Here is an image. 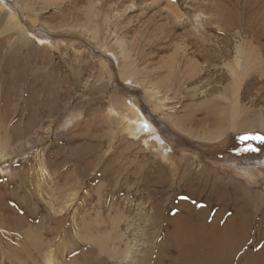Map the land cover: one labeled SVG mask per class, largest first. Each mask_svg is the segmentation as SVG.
I'll return each mask as SVG.
<instances>
[{"label": "rangeland", "instance_id": "obj_1", "mask_svg": "<svg viewBox=\"0 0 264 264\" xmlns=\"http://www.w3.org/2000/svg\"><path fill=\"white\" fill-rule=\"evenodd\" d=\"M122 99L153 117L168 160L125 137L109 112L126 109ZM183 115L189 135L174 120ZM216 132L220 139L205 140ZM261 138L264 0L0 1V264H186L161 245L166 220L179 203L204 208L207 200L213 216L236 193L190 185L199 164L264 191ZM248 198H256L246 215L255 212L258 237L264 192Z\"/></svg>", "mask_w": 264, "mask_h": 264}, {"label": "bare ground", "instance_id": "obj_2", "mask_svg": "<svg viewBox=\"0 0 264 264\" xmlns=\"http://www.w3.org/2000/svg\"><path fill=\"white\" fill-rule=\"evenodd\" d=\"M1 1V0H0ZM78 2V1H77ZM91 3V2H90ZM227 11V10H226ZM227 13V12H226ZM236 14V13H235ZM241 14V13H240ZM233 16V15H232ZM262 16V15H261ZM260 16V17H261ZM205 18V17H204ZM210 18V17H209ZM228 20V19H227ZM12 22V21H11ZM13 23V22H12ZM100 28V27H99ZM20 32V31H19ZM244 32V31H243ZM24 36V35H23ZM94 41V40H93ZM88 48V47H87ZM254 48V47H253ZM99 53V52H98ZM248 54V53H247ZM2 55V54H1ZM251 55V54H250ZM252 56V55H251ZM115 59V58H113ZM191 59V58H190ZM194 59V58H193ZM241 59V58H240ZM188 60V59H187ZM196 61V60H195ZM113 62V61H112ZM196 63V62H195ZM194 62H191L192 65H195L196 69L198 68ZM242 63V62H241ZM252 63V62H251ZM250 63V64H251ZM198 64V63H197ZM103 65V64H102ZM191 65V66H192ZM243 65V64H242ZM113 66V65H112ZM190 66V67H191ZM128 67V66H127ZM251 68V67H249ZM194 69V68H193ZM192 70V68H191ZM242 73V72H241ZM117 74V73H116ZM253 74V73H252ZM256 74V73H255ZM259 75V74H258ZM243 78V77H242ZM259 78V77H258ZM110 83V82H109ZM118 89V88H117ZM114 91V90H112ZM149 91V90H148ZM144 92V91H143ZM147 92V91H146ZM126 95V94H125ZM155 96V95H154ZM224 96V95H223ZM128 97V95H127ZM153 97V96H152ZM126 98V97H125ZM31 99V98H30ZM164 99V98H163ZM162 99V100H163ZM123 100V99H122ZM7 101V100H6ZM32 102V101H31ZM158 102V100H157ZM122 105H124L123 109L121 106V109L119 108V111L110 108L109 112H111V115H117V120L120 124L124 125L125 127V133L127 134V138L135 139V141H141L144 147L150 150H154L155 153H158V156L163 161H166L169 159L168 153L170 152V148L167 147V144L160 139V137L156 134L157 130L155 132V122L153 117H148V115H142L139 111L138 106L135 104V100H129L127 103V100H123ZM33 104V103H32ZM31 104V105H32ZM6 106V105H5ZM36 106V105H35ZM187 107V106H186ZM116 108V106H115ZM5 110V108H4ZM188 110V109H187ZM213 111V110H212ZM55 113V111H54ZM64 113V112H63ZM185 115V114H184ZM182 118H174L176 123L180 124V129L188 135L190 132H193L194 130L189 127V120L190 117L184 116ZM56 116V114H55ZM171 117V116H169ZM52 118V117H51ZM94 118V117H93ZM152 118V120L150 119ZM193 118V117H192ZM88 119V118H87ZM112 119V117H111ZM110 119V120H111ZM169 119V118H168ZM43 120V119H42ZM170 120V119H169ZM193 120V119H192ZM196 120V119H195ZM240 120V119H239ZM40 121V120H39ZM115 121V120H114ZM113 121V122H114ZM237 121V120H236ZM68 122V121H67ZM172 122V121H171ZM189 122V123H188ZM198 122V121H197ZM234 122V121H233ZM34 123V122H33ZM42 123V122H41ZM117 123V122H116ZM170 123V122H169ZM243 123V122H242ZM240 123V124H242ZM50 124V123H49ZM53 124V123H52ZM64 124V123H63ZM80 124V123H79ZM92 124V123H91ZM152 125L153 127H151ZM234 125V124H233ZM243 125V124H242ZM88 126V125H87ZM92 126V125H91ZM202 126V125H201ZM246 126V123L243 125V127ZM35 128V127H34ZM101 128V127H100ZM91 130V129H90ZM203 130V127H201V131ZM241 130V129H240ZM239 130V131H240ZM170 132L169 130H167ZM180 131V132H181ZM197 132V131H196ZM195 132V133H196ZM241 132H244V128L241 130ZM246 132V131H245ZM95 133V132H94ZM151 133L154 137L153 140H156V143L147 141L148 134ZM160 133V132H159ZM204 133H206L204 131ZM208 133V132H207ZM219 133H221V129H219ZM216 132L219 136L216 135L215 138H207L206 141H216L217 139H220L222 134L220 135ZM112 134V133H111ZM96 135V134H95ZM101 135V134H100ZM206 136H209V134H205ZM212 136H214L211 133ZM210 135V136H211ZM98 136V135H97ZM116 135L113 134V137ZM100 137V136H99ZM122 137V136H121ZM109 138V137H108ZM124 138V137H123ZM110 139V138H109ZM198 139V138H197ZM26 140V139H25ZM86 140V139H85ZM112 140V139H111ZM119 140V139H117ZM106 142V141H105ZM118 142V141H117ZM29 143V142H28ZM126 143V142H125ZM139 143V142H138ZM6 144V143H5ZM117 144V143H116ZM119 144V143H118ZM135 144V143H134ZM130 145V143H129ZM128 145V146H129ZM142 145V144H141ZM98 147V146H97ZM95 147H91V150H94ZM127 148V147H126ZM13 149V148H12ZM173 149V148H172ZM21 150V149H20ZM90 150V149H89ZM14 151V150H13ZM17 151V150H16ZM110 151V150H109ZM123 151V150H121ZM125 151V150H124ZM128 151V150H127ZM169 151V152H168ZM21 152V151H20ZM103 152V151H102ZM15 153V152H14ZM120 153V152H119ZM123 153V152H122ZM121 153V154H122ZM149 153V152H148ZM154 153V152H153ZM152 153V154H153ZM172 153V152H171ZM17 154V153H16ZM107 154V153H106ZM151 154V153H150ZM185 154V153H184ZM91 155V154H90ZM130 155V154H129ZM1 156V155H0ZM121 156V155H120ZM147 156V155H146ZM171 156V155H170ZM87 157V156H86ZM146 158V157H145ZM155 158V157H154ZM197 158V159H195ZM10 159V158H9ZM84 159V158H83ZM97 159V158H96ZM143 159V158H142ZM191 159V158H190ZM195 160L202 161V158H199L197 155L194 157ZM41 160V159H39ZM56 160V159H55ZM85 160V159H84ZM89 160V159H88ZM99 160V159H98ZM119 160V159H118ZM127 160V159H126ZM129 160V159H128ZM127 160V161H128ZM150 160V159H149ZM172 160V159H171ZM183 158L180 161H184ZM122 161V160H121ZM132 161V160H131ZM130 161V162H131ZM136 161V160H135ZM134 161V162H135ZM145 161V160H144ZM160 161V160H159ZM158 161V162H159ZM170 161V160H169ZM49 162V161H48ZM52 162V161H50ZM49 162V163H50ZM90 162V161H89ZM92 162V161H91ZM115 162V161H114ZM129 162V161H128ZM53 163V162H52ZM116 163V162H115ZM114 163V164H115ZM132 163V162H131ZM142 163V162H141ZM169 163V162H168ZM205 163V162H203ZM217 163V162H216ZM1 164V162H0ZM66 164V163H65ZM149 164V163H146ZM165 164V163H164ZM171 164V161H170ZM186 166L184 167V171H191L193 168L191 167L192 164H190L188 161H186ZM228 164V163H227ZM226 166H234L238 171H242L250 166H254L253 168L257 169L255 165L252 163H244L243 165H236V163H230ZM122 165V164H121ZM137 165V164H136ZM163 165V164H162ZM219 165V164H218ZM221 165V164H220ZM111 166V165H110ZM113 166V165H112ZM120 166V165H119ZM144 166V165H143ZM264 166V165H263ZM47 167V166H46ZM58 167V166H57ZM73 167V166H72ZM105 167V166H104ZM132 167V166H131ZM164 167V166H163ZM169 167V166H168ZM200 167V173L195 174V177H193L190 182V185H201L203 193L206 191V189L211 185L213 189H220V192H222L223 195L228 194V190H233V187L236 190V193H234L233 198L231 199V203H228V199L223 197L221 200L220 206L214 212L213 216H210L209 207H210V201H206L204 208H199V204L194 205L191 207L188 204L185 203H179V210L178 213L175 214V216L169 221L166 225L170 226L168 230L165 229V234L162 239V247L167 246V249L172 250L174 253H177L179 251L182 252L183 256L188 259L186 264H264V248L258 247L256 245H260L263 243L264 245V213L262 215V218L258 219V227H257V234L260 236L252 237L251 236V225L253 223L254 214L251 212L247 213L246 215V208H251L252 202L255 199H251L248 197H251L252 195H261L264 191L263 189L253 188L249 185V183L246 184L244 187L242 184H240L236 180H232L228 178V180H223L221 177L214 176L211 169L207 168L206 166H203V164H199ZM226 167V168H227ZM262 167V166H261ZM61 168V167H60ZM112 168V167H111ZM121 168V166L119 167ZM123 168V167H122ZM138 168V166H137ZM192 168V169H191ZM62 169V168H61ZM141 169V168H140ZM201 169L203 170L201 172ZM60 170V169H59ZM144 170V169H143ZM147 170V169H146ZM174 170V169H173ZM171 169V171H173ZM234 170V169H233ZM249 170V169H248ZM247 170V171H248ZM56 171V170H55ZM113 171V170H112ZM235 171V170H234ZM254 171V170H253ZM253 171L249 170V173L252 175ZM117 172V171H116ZM184 172V173H185ZM244 172V171H243ZM14 173V172H13ZM57 173V172H56ZM140 172L137 174L139 175ZM246 173V170H245ZM264 173V172H263ZM65 174V173H64ZM144 174V173H143ZM203 177L201 178V176ZM145 176V175H144ZM245 176V175H244ZM254 176V175H253ZM262 176V175H261ZM109 177V176H108ZM138 177V176H137ZM68 178V177H67ZM174 178V177H173ZM232 178V176H231ZM234 178V177H233ZM254 178V177H253ZM262 178V177H261ZM235 179V178H234ZM85 180V179H84ZM252 180V179H251ZM111 181V180H110ZM138 181V180H137ZM141 181V180H140ZM136 182V181H135ZM248 182V181H247ZM250 182V181H249ZM252 182V181H251ZM263 181L261 180V183ZM69 183V182H68ZM246 183V182H245ZM253 183V182H252ZM142 184V183H141ZM254 184V183H253ZM68 185V184H67ZM136 185V183H135ZM255 185V184H254ZM50 186V185H49ZM63 186V185H62ZM65 186V185H64ZM129 186V185H128ZM258 186V184H257ZM68 187V186H67ZM136 187V186H135ZM228 187V188H227ZM58 188V187H57ZM63 189V188H62ZM65 189V188H64ZM135 189V188H134ZM201 190V191H202ZM231 190V191H232ZM233 190V192H235ZM99 191V190H98ZM100 192V191H99ZM96 194V192H95ZM99 195V194H98ZM97 195V196H98ZM200 198V197H198ZM113 199V198H112ZM127 200V199H126ZM47 201V200H46ZM51 201V200H50ZM67 201V200H66ZM259 201V200H258ZM50 203V202H49ZM48 203V204H49ZM159 203V202H158ZM157 203V205H158ZM261 203V202H260ZM55 204V203H53ZM113 204V203H112ZM162 204V203H161ZM47 205V204H46ZM50 205V204H49ZM111 205V204H109ZM124 205V204H123ZM142 205V204H141ZM71 206V205H70ZM146 206V205H145ZM217 206V205H216ZM3 207V206H2ZM61 207V206H60ZM113 207V206H112ZM161 207V206H160ZM70 208V207H69ZM68 208V209H69ZM162 208V207H161ZM45 209V208H43ZM61 209V208H60ZM59 209V210H60ZM64 209V207H63ZM9 210V209H8ZM11 210V209H10ZM62 210V209H61ZM150 210V209H149ZM44 211V210H43ZM64 211V210H62ZM116 211V210H115ZM119 211V210H118ZM121 211V210H120ZM9 212V211H8ZM13 212V211H12ZM32 212V211H31ZM35 212V209H34ZM46 212V211H45ZM56 212V211H55ZM54 212V213H55ZM66 212V211H65ZM112 212V211H111ZM48 213V212H47ZM116 213V212H115ZM53 214V213H52ZM64 214V212H63ZM69 214V213H68ZM12 215V214H11ZM121 215V214H120ZM2 216V215H1ZM8 216V215H7ZM19 216V215H18ZM41 216V215H40ZM107 216V215H106ZM119 216V215H117ZM124 216V215H123ZM13 217V216H12ZM21 217V216H20ZM115 217V216H114ZM144 217V216H143ZM17 218V217H16ZM42 218V217H41ZM47 218V217H46ZM53 218V217H52ZM63 218V217H62ZM61 218V219H62ZM88 218V217H87ZM138 218V217H137ZM170 218V217H169ZM1 219V217H0ZM18 219V218H17ZM56 219V218H55ZM66 219V218H65ZM118 219V218H117ZM126 219V218H125ZM4 220V218H3ZM8 220V219H7ZM52 220V219H51ZM109 220V219H108ZM123 220V219H121ZM129 220V219H128ZM137 220V219H136ZM161 220V217H160ZM224 220V221H223ZM5 221V220H4ZM15 221V220H14ZM93 221V220H92ZM143 221V220H142ZM162 221V220H161ZM42 222V221H41ZM52 222V221H51ZM63 222V221H62ZM89 222V221H88ZM111 222V221H109ZM118 222V221H116ZM157 220H155L154 217L150 216L148 218V229L152 228L155 229ZM160 222V221H159ZM1 223V222H0ZM3 223V222H2ZM9 223V221H8ZM18 223V222H17ZM55 223V222H54ZM57 223V222H56ZM92 223V222H91ZM96 223V222H95ZM125 223V222H124ZM133 223V222H132ZM147 223V222H146ZM16 224V223H15ZM115 224V223H114ZM138 223H135V225ZM5 225V224H4ZM92 225V224H91ZM99 225V224H98ZM117 225V224H116ZM134 225V226H135ZM8 226V225H7ZM25 226V225H24ZM28 226V225H27ZM107 226V225H106ZM119 226V225H118ZM5 227V226H4ZM43 227V226H42ZM61 227V225H60ZM101 227V225H100ZM130 227V226H129ZM22 228V227H21ZM24 228V227H23ZM58 228V227H57ZM90 228V226H89ZM94 228V227H93ZM102 228V227H101ZM1 229V228H0ZM17 229V227L15 228ZM19 229V227H18ZM91 229V228H90ZM107 229V228H106ZM109 229V228H108ZM119 229V228H118ZM124 229V228H123ZM126 229V228H125ZM2 230V229H1ZM23 230V229H22ZM56 230V229H55ZM76 230V229H75ZM117 230V229H116ZM151 230V229H150ZM4 231V229H3ZM14 231V230H13ZM19 231V230H18ZM152 231V230H151ZM31 232V231H30ZM52 232V231H51ZM6 233V232H5ZM9 233V232H8ZM15 233V232H14ZM19 233V232H18ZM120 233V231H119ZM7 234V233H6ZM16 234V233H15ZM23 234V233H22ZM21 234V235H22ZM26 232L24 233V235ZM35 234V233H34ZM11 235V233H10ZM67 235V234H66ZM1 236V235H0ZM8 236V234L6 235ZM52 236V233H51ZM151 236V234H150ZM4 237V236H3ZM9 237V236H8ZM15 237V236H14ZM25 237V236H24ZM27 237V236H26ZM30 238V235L28 236ZM7 238V237H6ZM56 238V237H55ZM60 239V237H58ZM28 239V238H27ZM8 240V239H7ZM22 240V239H21ZM25 240V238H24ZM10 241V240H9ZM15 241V240H14ZM13 241V242H14ZM26 241V240H25ZM59 241V240H58ZM5 244V241H0V243ZM17 242V241H16ZM30 242V241H29ZM32 242V241H31ZM34 243V242H33ZM56 243V242H55ZM2 244V246H3ZM11 244V243H10ZM36 244V243H35ZM48 244V243H47ZM15 245V244H13ZM21 245V244H20ZM145 245V244H143ZM249 245V246H248ZM8 246V245H7ZM39 246V245H38ZM246 246L248 248L246 249ZM31 247V246H29ZM70 247V246H69ZM6 248V247H5ZM16 248V247H15ZM20 248V247H19ZM36 248V247H35ZM252 248L260 249L259 252L252 251ZM2 249V248H1ZM61 249V248H60ZM147 249V246L145 247ZM144 249V250H145ZM4 250V249H3ZM14 250V249H13ZM31 250V249H30ZM50 250V249H49ZM52 250V249H51ZM6 251V250H5ZM8 251V250H7ZM22 251V250H21ZM148 251V250H146ZM150 251V250H149ZM11 252V251H10ZM16 252V251H15ZM42 252V251H41ZM40 252V253H41ZM43 249V254H44ZM55 252V251H52ZM51 252V253H52ZM88 252V251H87ZM90 252V251H89ZM241 252V253H240ZM4 253V252H3ZM25 253V251L23 252ZM34 253V252H33ZM50 253V254H51ZM93 253V252H92ZM7 254V253H6ZM17 254V253H16ZM15 254V255H16ZM21 254V252H20ZM19 254V255H20ZM149 254V253H148ZM1 255V254H0ZM9 255V254H8ZM18 255V256H19ZM146 255V253L144 254ZM238 255H240V261L237 263L234 262L235 259H238ZM29 256V255H28ZM3 257V256H2ZM7 257V256H6ZM12 257V256H11ZM17 257V256H16ZM23 257V256H22ZM149 257V255H148ZM147 257V259H148ZM10 258V257H9ZM15 258V257H14ZM12 259V258H11ZM25 259V258H24ZM36 259V258H34ZM39 259V258H38ZM7 260V258H6ZM19 260V259H18ZM23 260V259H22ZM11 261V260H9ZM14 261V260H13ZM25 261V260H24ZM153 261V260H152ZM3 262V259H2ZM17 262H20L17 261ZM32 262V261H31ZM36 263V260H34ZM40 262V260H39ZM138 262H144L143 258H139ZM1 263V262H0ZM11 263V262H10ZM15 263V262H14ZM28 263V261H27ZM50 263V262H49ZM4 264V263H2ZM19 264H24V262H21ZM148 264V263H147ZM154 264V262H153Z\"/></svg>", "mask_w": 264, "mask_h": 264}, {"label": "snow or ice", "instance_id": "obj_3", "mask_svg": "<svg viewBox=\"0 0 264 264\" xmlns=\"http://www.w3.org/2000/svg\"><path fill=\"white\" fill-rule=\"evenodd\" d=\"M245 139H247V137H245ZM261 139H264V138H261Z\"/></svg>", "mask_w": 264, "mask_h": 264}]
</instances>
